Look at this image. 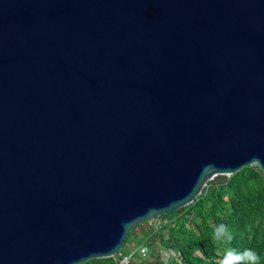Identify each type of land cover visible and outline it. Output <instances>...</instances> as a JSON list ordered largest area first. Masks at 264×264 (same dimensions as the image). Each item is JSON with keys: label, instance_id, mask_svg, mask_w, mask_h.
Segmentation results:
<instances>
[{"label": "water", "instance_id": "obj_1", "mask_svg": "<svg viewBox=\"0 0 264 264\" xmlns=\"http://www.w3.org/2000/svg\"><path fill=\"white\" fill-rule=\"evenodd\" d=\"M244 167L264 0H0V264L113 258Z\"/></svg>", "mask_w": 264, "mask_h": 264}, {"label": "trees", "instance_id": "obj_2", "mask_svg": "<svg viewBox=\"0 0 264 264\" xmlns=\"http://www.w3.org/2000/svg\"><path fill=\"white\" fill-rule=\"evenodd\" d=\"M164 217L174 222L160 229L149 221L135 227L122 251L139 231L147 234L144 245L152 248L160 242L170 256L164 260L153 253L138 263L137 254L126 250L122 255L134 253L129 264H251L247 251L258 255L257 264H264V172L259 168L244 167L224 184L211 182L192 204ZM114 262L103 258L84 264Z\"/></svg>", "mask_w": 264, "mask_h": 264}, {"label": "rangeland", "instance_id": "obj_3", "mask_svg": "<svg viewBox=\"0 0 264 264\" xmlns=\"http://www.w3.org/2000/svg\"><path fill=\"white\" fill-rule=\"evenodd\" d=\"M210 183H211V182H209V183L206 185L205 190H207V189L209 188ZM205 190H204V191H205ZM149 222H150L149 224H150L154 229H160V228H162V227H166V226H168L169 224H172L174 221H173L172 218H170V217L160 216V217L155 218V219H153V220H151V221H149ZM164 232H165V234H167V229H166ZM135 234H136L135 237L131 240V242H130V244L127 246V248H125L123 251H121V254H122V253H126V250H128V251H130V252H131V251H134L135 254H137V255H136V261H137L138 263H140L141 260H143V259H144V260H150V259H151V255H152L153 253H159V254L162 256V258H163L164 260H166V259L170 256L171 252H170L169 250H167L166 248H164V247L160 244V242H157V243H156V246H155V247H152V248H150V247L144 245L142 241L145 240V238H146V236H147L146 233H143V234H142V233H140L139 231H137ZM141 246H146V247L148 248V254H147V256H145V257H142V256H139V255H138V252H139Z\"/></svg>", "mask_w": 264, "mask_h": 264}, {"label": "built area", "instance_id": "obj_4", "mask_svg": "<svg viewBox=\"0 0 264 264\" xmlns=\"http://www.w3.org/2000/svg\"><path fill=\"white\" fill-rule=\"evenodd\" d=\"M139 252L142 257H145L148 254V248L146 246H141ZM133 255L134 253H131L129 255H122L121 253H119L118 255L113 257L115 261L114 264H129Z\"/></svg>", "mask_w": 264, "mask_h": 264}, {"label": "clouds", "instance_id": "obj_5", "mask_svg": "<svg viewBox=\"0 0 264 264\" xmlns=\"http://www.w3.org/2000/svg\"><path fill=\"white\" fill-rule=\"evenodd\" d=\"M246 255L249 256L251 264H257V262L259 260V257H258V255L256 253L251 252V251H247Z\"/></svg>", "mask_w": 264, "mask_h": 264}]
</instances>
